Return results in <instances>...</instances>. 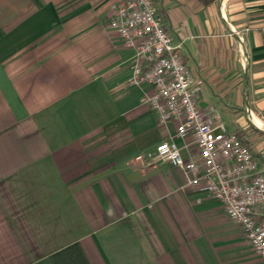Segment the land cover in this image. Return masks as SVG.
<instances>
[{
	"label": "crops",
	"instance_id": "1",
	"mask_svg": "<svg viewBox=\"0 0 264 264\" xmlns=\"http://www.w3.org/2000/svg\"><path fill=\"white\" fill-rule=\"evenodd\" d=\"M122 0H0V264H264L218 202L136 154L174 142L108 27ZM264 175V0H152Z\"/></svg>",
	"mask_w": 264,
	"mask_h": 264
},
{
	"label": "built area",
	"instance_id": "2",
	"mask_svg": "<svg viewBox=\"0 0 264 264\" xmlns=\"http://www.w3.org/2000/svg\"><path fill=\"white\" fill-rule=\"evenodd\" d=\"M109 29L122 45L134 51L131 86L149 85L142 100L158 123L176 122V138L192 140L197 159H185L182 148L165 142L136 154L132 163L141 170L169 164L182 171L186 185L218 202L235 223L254 254L264 262V175L239 137L227 131L216 109L201 110V82L195 81L156 14L152 0H122L113 10ZM264 32V25L262 26Z\"/></svg>",
	"mask_w": 264,
	"mask_h": 264
},
{
	"label": "trees",
	"instance_id": "3",
	"mask_svg": "<svg viewBox=\"0 0 264 264\" xmlns=\"http://www.w3.org/2000/svg\"><path fill=\"white\" fill-rule=\"evenodd\" d=\"M202 6H209L218 0H196Z\"/></svg>",
	"mask_w": 264,
	"mask_h": 264
}]
</instances>
